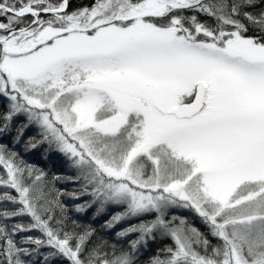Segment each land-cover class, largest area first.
I'll return each mask as SVG.
<instances>
[{
	"label": "snow or ice",
	"instance_id": "1",
	"mask_svg": "<svg viewBox=\"0 0 264 264\" xmlns=\"http://www.w3.org/2000/svg\"><path fill=\"white\" fill-rule=\"evenodd\" d=\"M29 129L72 174L0 142V264H264V0H0V139Z\"/></svg>",
	"mask_w": 264,
	"mask_h": 264
},
{
	"label": "trees",
	"instance_id": "2",
	"mask_svg": "<svg viewBox=\"0 0 264 264\" xmlns=\"http://www.w3.org/2000/svg\"><path fill=\"white\" fill-rule=\"evenodd\" d=\"M249 34L251 35V33H249ZM24 120H25L24 117L19 118L20 123H23ZM14 135H15V132L13 131V133L10 134L9 137L0 139V142L7 144L10 149H14L15 151H17L19 153V155L28 164L35 165L36 167L44 169L45 171H49L50 173H59V174H65V175H71L72 174L71 170H69L67 167V163L64 161L63 157L60 156L59 154L48 152L47 153L48 158L47 159L45 158L47 145H40L36 149H31V150L25 149V142L27 141V138L30 136L35 137L37 135L35 129L27 130L23 141L18 145L12 140V136H14ZM57 187L71 191V190L77 188L78 185L58 183ZM2 191H4V189L0 188V192H2ZM12 194L16 195L14 190L12 191ZM61 199L69 207V209H70L69 215L73 219L78 220L81 224H92L94 227L97 228L98 231H107L105 229H102L101 226L107 220H109L115 212H119V211L123 210L121 207L107 206L106 209L99 216H96L95 213H96V208L98 206L93 205V207L89 208L85 213H76L74 210L75 204L76 203H83V202L91 199L90 196H87V195L82 196L79 200H75V201L71 200L67 196L62 197ZM5 207L8 209H12L14 207H18V205L14 206V205H11L10 203H7V202H5L3 205H0V208H5ZM177 214L183 215L184 217H186L192 224H194L196 227L200 228L201 231L205 230L203 225H201L199 219L191 211L180 209V210H177ZM29 221H30V218H28V217H18V218L11 220V221H8L7 223H9V224L15 223V222L27 223ZM122 226H127L126 222H122L121 225H118L117 230H119V228ZM28 234H31L34 236L40 235L39 232L21 233L20 236L16 237V239L19 240L21 238V236L28 235ZM22 246L31 247L30 245H22ZM156 246L157 245H155V244L152 245L153 250H155ZM47 251H49V249H47V248L41 249V253H45ZM39 259L40 258L38 257L37 260H39ZM53 264H67V262L66 261H63V262L54 261Z\"/></svg>",
	"mask_w": 264,
	"mask_h": 264
}]
</instances>
